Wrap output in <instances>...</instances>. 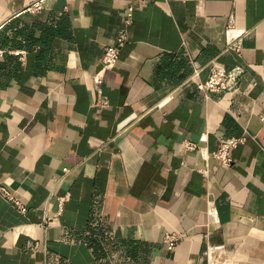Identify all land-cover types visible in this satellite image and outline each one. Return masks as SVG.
I'll return each instance as SVG.
<instances>
[{
	"label": "crops",
	"instance_id": "obj_1",
	"mask_svg": "<svg viewBox=\"0 0 264 264\" xmlns=\"http://www.w3.org/2000/svg\"><path fill=\"white\" fill-rule=\"evenodd\" d=\"M35 1L0 0V264H264V0Z\"/></svg>",
	"mask_w": 264,
	"mask_h": 264
},
{
	"label": "built area",
	"instance_id": "obj_2",
	"mask_svg": "<svg viewBox=\"0 0 264 264\" xmlns=\"http://www.w3.org/2000/svg\"><path fill=\"white\" fill-rule=\"evenodd\" d=\"M41 1H35L29 9L34 11L42 9ZM134 11V5L128 7V11L125 17V24L129 25L132 22ZM128 42V33L126 28L119 30L115 42L105 47L100 63L103 69L114 66L119 58L122 47ZM232 46H230L231 48ZM233 48V47H232ZM211 73L209 78L204 82H198V86L204 92H218V91H234L239 88L241 79L245 73V69L242 65H236L232 68H226L219 63L213 61L211 64ZM96 80L101 79V71L95 76ZM247 136L239 135L233 136L227 141L220 144V146L213 151L212 157L217 161L229 165L232 163V151L241 143H244ZM183 147L187 150H195L198 148V144L192 141H185ZM67 170V169H65ZM0 192L8 200L14 202L22 211H26L25 205L22 203L16 193L10 189L9 185L5 181L0 180ZM68 196L61 197L60 203L64 202ZM181 239V235L177 232H167L163 237V242L168 249H174L176 244Z\"/></svg>",
	"mask_w": 264,
	"mask_h": 264
}]
</instances>
